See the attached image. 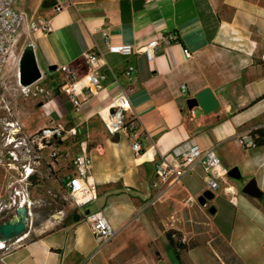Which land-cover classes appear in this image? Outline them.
I'll use <instances>...</instances> for the list:
<instances>
[{"label": "crops", "instance_id": "obj_1", "mask_svg": "<svg viewBox=\"0 0 264 264\" xmlns=\"http://www.w3.org/2000/svg\"><path fill=\"white\" fill-rule=\"evenodd\" d=\"M17 1V9L49 20L51 29L28 35L21 29L13 54L20 59L31 45L43 73L40 84L53 93L43 103L23 102L14 84L6 100L11 114L26 135L49 120L64 124L68 132L56 143L62 158L52 162L44 150L36 169L40 176L48 163L57 172L51 182L57 192L65 194L62 183L74 173L71 161L82 142L92 159L90 180L96 186V200L83 212L85 207L68 204L42 221L36 237L25 241L23 236L24 242L1 264H163L168 259L164 253L173 250L165 237L168 231L185 246L177 250V263L264 264V145L242 143L252 131L264 132V0H142L141 5L134 4L136 0H61L62 8L56 12L52 6L44 7V0H22L21 5ZM102 32L111 44L130 45L133 53L108 52ZM172 33L177 41L161 42ZM152 41L159 46L147 57L142 48ZM90 50L100 53L101 70L110 68L114 77L82 99L75 112L59 91L62 73L48 68L72 64L83 69V55ZM129 66L134 71L126 75ZM182 85L186 95L180 93ZM119 88L128 90V113L139 126L137 154L123 133L110 135L103 127L102 112ZM6 89L4 85V93ZM204 89L210 90L217 108L208 113L200 106L188 108L187 100ZM189 139L212 149L228 171L226 181L204 206L197 202L208 190L199 166L177 182L154 173L160 157ZM1 149L0 144L4 203L18 171L8 167L10 160ZM251 183L253 194L244 193ZM210 206L213 214L207 211ZM89 211H101L114 231L103 246L84 221ZM145 250L152 253L150 261Z\"/></svg>", "mask_w": 264, "mask_h": 264}, {"label": "built area", "instance_id": "obj_2", "mask_svg": "<svg viewBox=\"0 0 264 264\" xmlns=\"http://www.w3.org/2000/svg\"><path fill=\"white\" fill-rule=\"evenodd\" d=\"M16 1L0 0V89H4L2 81L5 67L12 64L16 68L15 84L23 102L39 100V103H43L53 93L51 89L44 88L40 84L43 73H40V77L33 83L26 86L21 85L18 74L19 59L16 60L13 48L21 29H25L27 35L37 31L49 32L51 29L49 20L41 16L28 17L22 10L15 7ZM54 1L55 4L52 7L53 11L56 12L62 8L61 0ZM102 36L108 52L122 56H129L133 53L130 45L111 44L107 40L106 33L102 32ZM175 41H177V36L174 33L164 36L161 40L164 44ZM158 46V41H152L142 50L147 57H152L154 49ZM183 52L187 59L191 57L188 50L184 49ZM100 57V53L90 50L83 55V69H79L72 64L57 65L55 67V71L61 72L63 76L59 91L67 96L75 112L79 110L82 99L86 100L94 94L110 75L114 77L110 68L101 70ZM133 71L134 68L129 66L125 74L131 75ZM180 93L186 95L184 85L180 87ZM1 101L3 103L2 107L10 111V104L4 98H1ZM129 109L128 90L119 88V91L112 97L109 106L102 112L103 127L110 135L123 133L131 142L132 152L137 154L140 149L136 138L139 126L132 115L128 113ZM3 124L0 131L1 152L3 155L6 153L10 160L8 167H17L18 178L10 184L11 192L8 200L4 203L0 202V215L11 213L12 218L19 206L24 205L28 208V211L30 210L32 202L29 199L28 187L30 183L28 179L33 174H37L36 169L40 165L41 152L46 150L48 152L47 156L52 162L61 159L62 155L60 150L57 149L56 143L68 131L63 123L53 120H49L46 125L32 135L21 132L22 126L18 120L5 121ZM71 132L74 133L73 130ZM242 143L244 147H253L254 139L252 135L243 138ZM80 148V152L71 161L74 173L67 177L62 186L68 196L69 204L76 207H85L96 200V186L90 180L92 159L85 147L82 146V142ZM196 166L202 169L204 184L211 192L218 190L220 183L226 181L228 177V171L221 165L214 151L212 149H202L193 139L185 141L173 148L169 154L160 157L154 165V173L156 176L168 180V182H177L183 175L192 172ZM16 183L19 187L15 186ZM84 221L98 246H103L112 239L114 231L101 211H89L85 215ZM20 241L21 237L7 242L0 241V264L3 257L10 250L19 246Z\"/></svg>", "mask_w": 264, "mask_h": 264}, {"label": "rangeland", "instance_id": "obj_3", "mask_svg": "<svg viewBox=\"0 0 264 264\" xmlns=\"http://www.w3.org/2000/svg\"><path fill=\"white\" fill-rule=\"evenodd\" d=\"M22 0H18L17 4L21 5ZM41 69L43 72L48 75L47 69H45L43 66H41ZM16 68L12 65L9 64V66L6 67L4 70L3 74V85L7 87V89L4 90L3 88L0 89V131L1 128L3 127V123L5 121H10V120H15V115L11 114V111H7L5 108H3V103L1 101V98H4L5 101L9 99V90H12L15 88L14 84V71ZM50 80L47 79L46 83H49ZM4 94V95H3ZM2 96V97H1ZM38 108H32L31 111L34 112ZM40 119V116L38 117V120ZM34 120V119H33ZM49 159V158H48ZM45 166L41 169V174L40 176L38 175V179L36 181V185H39L40 183L43 184L41 187L33 189L31 186L28 187V191L30 192L29 194V199L31 200V207H30V215L28 219V228L26 232V237L24 238L25 241L32 240L36 237V234H38L40 230V225L42 221L45 219L51 218L52 216L58 215L59 210H62L69 204V199L67 194L57 192L52 189V183L54 179H57L56 174L57 172L51 171V170H46L47 166H49L48 163L44 164ZM12 180V179H11ZM33 186V185H32ZM41 189V190H40ZM11 192V188H10ZM89 207H85L80 209V212H83L84 210L88 209ZM11 216V213L5 215L1 214L0 215V222L5 220L6 217ZM203 228V226H202ZM24 241H20L22 243ZM19 243V244H20ZM222 251L226 254L227 250L224 247H221ZM175 251V249L173 248ZM170 250L168 253H164L165 259H167L166 263L163 264H180L177 263V260L175 259L176 253ZM9 251V250H8ZM7 252V251H6ZM144 256L148 261L151 260L152 253H150L148 250L144 251Z\"/></svg>", "mask_w": 264, "mask_h": 264}, {"label": "water", "instance_id": "obj_4", "mask_svg": "<svg viewBox=\"0 0 264 264\" xmlns=\"http://www.w3.org/2000/svg\"><path fill=\"white\" fill-rule=\"evenodd\" d=\"M54 4V0H44L43 6L50 7ZM134 4L141 5L142 0H136ZM54 69L55 66H51L48 68V71L52 72L54 71ZM18 74L19 83L23 86L33 83L40 77V69L36 64L31 45L27 46L24 49L19 59ZM186 104L190 109L200 106L204 113L211 112L218 106V103L208 89H204L196 94L195 97L188 99ZM111 112H113V110H111ZM243 192L252 195V183L249 184L243 190ZM212 198L213 193L210 190H206L199 197H197V202L200 206H204L206 201ZM207 211L209 214H213L215 212V208L213 206H210ZM28 219L29 211L26 206L22 205L16 208L15 214L11 219H6L0 222V241H12L25 235L28 228Z\"/></svg>", "mask_w": 264, "mask_h": 264}, {"label": "trees", "instance_id": "obj_5", "mask_svg": "<svg viewBox=\"0 0 264 264\" xmlns=\"http://www.w3.org/2000/svg\"><path fill=\"white\" fill-rule=\"evenodd\" d=\"M251 135L254 139V146H262L264 145V132L262 130H255L251 132ZM48 170H51L50 165L46 167ZM38 179L37 174H33L31 177H29L28 181H29V185H36V181ZM11 216H8L5 218L6 219H10ZM176 236L175 232L172 231H168L165 234L166 240L168 241V245L171 248L175 249L176 252V258L178 259V249L184 248L185 246H183L182 244H180L177 240L174 239V237Z\"/></svg>", "mask_w": 264, "mask_h": 264}, {"label": "bare ground", "instance_id": "obj_6", "mask_svg": "<svg viewBox=\"0 0 264 264\" xmlns=\"http://www.w3.org/2000/svg\"><path fill=\"white\" fill-rule=\"evenodd\" d=\"M23 236H25V235H23ZM23 236L21 237V240H22V238H24Z\"/></svg>", "mask_w": 264, "mask_h": 264}]
</instances>
